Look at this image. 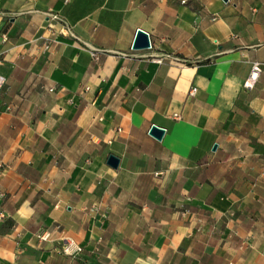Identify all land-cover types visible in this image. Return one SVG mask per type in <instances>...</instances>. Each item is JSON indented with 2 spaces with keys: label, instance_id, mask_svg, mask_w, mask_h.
<instances>
[{
  "label": "crops",
  "instance_id": "obj_1",
  "mask_svg": "<svg viewBox=\"0 0 264 264\" xmlns=\"http://www.w3.org/2000/svg\"><path fill=\"white\" fill-rule=\"evenodd\" d=\"M252 62L264 0H0V264H264Z\"/></svg>",
  "mask_w": 264,
  "mask_h": 264
},
{
  "label": "built area",
  "instance_id": "obj_2",
  "mask_svg": "<svg viewBox=\"0 0 264 264\" xmlns=\"http://www.w3.org/2000/svg\"><path fill=\"white\" fill-rule=\"evenodd\" d=\"M67 1L68 0H65V3ZM49 17H50L51 21H57L59 19L56 14H49ZM55 43H56V40L54 38H52L50 40H47V42L44 43L43 50L47 51L50 48V45L51 44H55ZM150 48H151V45H149L148 49H150ZM91 56L94 59H96V60L98 59V55H96L93 52H91ZM166 57H169V56H166ZM153 61L156 62V63H160L161 62L160 59H153ZM262 66H264V64H261L259 62H252L251 63L249 75L247 76V78L243 82V88L244 89H246V90L253 89V87L255 86V84H256V82H257V80L259 78V75L262 72ZM4 83H5V80L0 75V92H1V90L3 88V86H4ZM45 90L47 92L52 93L54 91V88L48 87V88H45ZM85 90H88V88H85ZM196 93H197L196 88L195 87H190L189 90L187 91L186 97L189 98V99L194 98ZM172 118L178 120L180 117L177 114H173ZM39 238L44 241V240H46L48 238V235L42 234ZM81 251H82L81 247L76 245L74 243V241L71 240V239H66L65 243L59 249V253H61L63 255L79 254Z\"/></svg>",
  "mask_w": 264,
  "mask_h": 264
},
{
  "label": "water",
  "instance_id": "obj_3",
  "mask_svg": "<svg viewBox=\"0 0 264 264\" xmlns=\"http://www.w3.org/2000/svg\"><path fill=\"white\" fill-rule=\"evenodd\" d=\"M150 41L149 36L146 32L138 29L135 33V37L133 43L131 45V49L135 51L139 50H147L149 48ZM149 136L155 139L156 141H160L163 137L164 130L157 126L152 125L148 132ZM216 144L213 145L212 151L216 150ZM119 160L117 157L113 155H109L106 161L107 166L112 169H116L118 167Z\"/></svg>",
  "mask_w": 264,
  "mask_h": 264
}]
</instances>
